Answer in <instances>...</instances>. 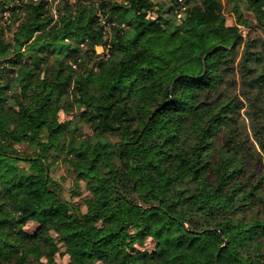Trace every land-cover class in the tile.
<instances>
[{
  "label": "trees",
  "instance_id": "16d2710c",
  "mask_svg": "<svg viewBox=\"0 0 264 264\" xmlns=\"http://www.w3.org/2000/svg\"><path fill=\"white\" fill-rule=\"evenodd\" d=\"M224 1L264 30V0H75L56 20L48 1L0 0L18 23L11 42L0 28V264H55L60 243L67 264H264V171L247 175L242 105L219 97L240 46V86L264 96V42L225 25ZM246 116L262 162L264 112ZM55 157L84 183V211L49 176Z\"/></svg>",
  "mask_w": 264,
  "mask_h": 264
},
{
  "label": "rangeland",
  "instance_id": "374dc122",
  "mask_svg": "<svg viewBox=\"0 0 264 264\" xmlns=\"http://www.w3.org/2000/svg\"><path fill=\"white\" fill-rule=\"evenodd\" d=\"M37 1V0H36ZM48 1L50 4V7L48 9L53 14V19L56 20L58 17L59 9L61 7H64L66 2L69 4L70 2H75V0H43ZM97 1V0H95ZM225 6L223 8V15L225 19V25L229 28L237 29V32L242 35V37L246 40L251 39L254 41L255 46L259 47L261 43L264 42V30L257 28L256 19L251 11L241 9L242 12V20H245L248 26L245 25H238L237 24V18L234 15V13L231 11V6L229 3L225 2ZM60 6V7H59ZM68 11H71L73 8L72 6H68ZM149 14V13H147ZM17 21L10 18V13L8 11L0 12V28L3 29L4 33V40L6 42H11L12 34L17 26ZM123 26V25H122ZM108 31V30H107ZM84 42L79 44L80 49H85ZM242 46L237 48V54L235 56L234 64H235V71L233 74H231L223 86L221 87L219 91V97L223 100H229L231 98L239 99L241 108L239 109V115L237 116L235 122H234V133L236 135V138L238 140V143L241 147V155L246 162V173L247 175L254 176L255 174L260 173L261 171H264V161L260 162V151L257 148V145L253 139V136L251 134V128H250V120L246 116V111H249L250 109H253V106L256 105L257 107H260L264 112V96L258 95L256 102H251V95L255 94L256 91L253 89H242L240 86L238 74L236 72V63L240 57V53L242 50ZM27 49H24L22 53H26ZM94 52L96 55H98L99 58L106 57L107 48L101 46V45H95L94 46ZM25 61L27 60L26 57ZM54 61L52 58H49L48 64L50 65H41V71L40 76L45 75L43 71H47V69L53 65ZM2 69V67H1ZM3 71V77L9 78V76L12 75L11 72L5 67ZM7 75V76H5ZM1 76V74H0ZM2 83V79H0V84ZM71 105V104H69ZM75 109L65 111V110H59L58 112H55L51 114L49 120L51 123L54 122H63L67 120H76L75 115ZM260 122L264 124V116L260 118ZM79 124L81 125V137L80 139H83L85 135L91 136L92 132L88 128L87 124H85L83 121H80ZM25 127L27 128V124H25ZM219 142H223L225 140V137L223 135H220L218 137ZM112 142L116 141V138L110 139ZM99 148V147H97ZM24 152L26 154H30L32 152L31 148H28V146H24ZM263 159V158H261ZM49 176L55 180L59 181L60 187L63 190L64 197L74 202L75 204H78L80 206V209L82 211L85 210V205L90 202V196L85 189L84 183L82 181H79V183H75V175L70 173V169L68 168L67 164L59 157L52 158L50 168H49ZM115 203L118 207L123 208L124 203L121 200L120 197H115ZM66 224L68 222H65ZM66 226V225H65ZM38 228V224L35 222H28L24 227L23 230L28 233L32 234L34 233ZM55 234V233H53ZM60 252L57 255H55V264H67L69 257L63 252L65 247L64 245L60 243ZM140 250H146L151 251L154 247V243L147 239L144 242L143 246H135Z\"/></svg>",
  "mask_w": 264,
  "mask_h": 264
},
{
  "label": "built area",
  "instance_id": "2783aa9c",
  "mask_svg": "<svg viewBox=\"0 0 264 264\" xmlns=\"http://www.w3.org/2000/svg\"><path fill=\"white\" fill-rule=\"evenodd\" d=\"M34 1H36V0H34ZM179 1H182V0H179ZM182 9H184V6L182 7ZM180 16H181V13H178L177 14V19H180Z\"/></svg>",
  "mask_w": 264,
  "mask_h": 264
},
{
  "label": "water",
  "instance_id": "95a60500",
  "mask_svg": "<svg viewBox=\"0 0 264 264\" xmlns=\"http://www.w3.org/2000/svg\"><path fill=\"white\" fill-rule=\"evenodd\" d=\"M183 224V223H182Z\"/></svg>",
  "mask_w": 264,
  "mask_h": 264
}]
</instances>
